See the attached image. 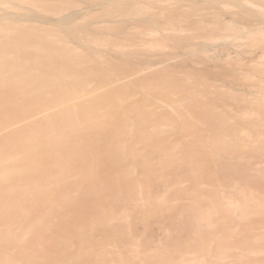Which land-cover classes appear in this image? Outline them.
Wrapping results in <instances>:
<instances>
[{
    "label": "bare ground",
    "instance_id": "6f19581e",
    "mask_svg": "<svg viewBox=\"0 0 264 264\" xmlns=\"http://www.w3.org/2000/svg\"><path fill=\"white\" fill-rule=\"evenodd\" d=\"M70 257L264 264V0H0V264Z\"/></svg>",
    "mask_w": 264,
    "mask_h": 264
},
{
    "label": "rangeland",
    "instance_id": "374dc122",
    "mask_svg": "<svg viewBox=\"0 0 264 264\" xmlns=\"http://www.w3.org/2000/svg\"><path fill=\"white\" fill-rule=\"evenodd\" d=\"M84 6H85V5H84ZM70 220H71V221H70ZM70 220H68V222H66L65 224H63V226H62V230H61V231H60L61 227H60L58 230H55V231H58V233H60V232L63 231V233H65V231L68 230V228L71 229L72 226L74 227V225H72V223H74V221H73L72 219H70ZM81 222H82V224H80ZM81 222L79 223V225H81V227L83 226V223H84V226L87 225V224L85 223V222H87L86 220H83V221H81ZM87 223H89V222H87ZM142 223H143V224H142ZM144 223H145V224H144ZM146 224H147V225H146ZM154 224H155V223H153L152 225H149L148 223L144 222L143 220H142V222H141V219H140V218L137 220V222L135 223V227H134V228L136 229V232L138 233V234H137V233L135 232V234H137V236H138V240H139V238H140V240H139L140 242H142V243H148V242H149L150 244H148V245H151V242H150V241L152 240L153 231H154V230H158V226H159L158 223L155 224V226L157 225L156 227L154 226ZM64 225H65V226L68 225V227H65ZM79 225H78V226H79ZM136 225H137V226H136ZM84 226H83V227H84ZM145 226H146V227H145ZM148 226H149V227H148ZM81 227H80V228H81ZM154 227L157 228V229H155ZM76 228H77V227H76ZM139 228H140V229H139ZM65 229H66V230H65ZM138 229H139V231H138ZM64 230H65V231H64ZM147 230H148V231H147ZM53 231H54V230H53ZM53 231H50V232L53 233ZM100 231H101V233H100ZM50 232H48V233L50 234V235H49V234H48V235L52 237V234H51ZM77 232H78V236H79L80 232H79V231H77ZM98 232L100 233V236H105V233H104V235H102L103 232H104L103 230H99V231H97V233H98ZM115 232H116V231H115ZM58 233L56 234V236H55V232H54L53 234H54L55 237H58V236H59ZM75 233H76V232H74V234H73V233H70V234L68 235V231H66V234H67L68 236H67L66 234H63V235L66 236V237H70V238H71V237H73V236H71L72 234H73L74 236L77 234V233H76V234H75ZM97 233L95 234L96 236H97ZM99 233H98V235H99ZM145 233H146V234H145ZM148 233H149V234H148ZM81 234H82V233H81ZM81 234H80V235H81ZM135 234H134V235H135ZM142 234H143V235H142ZM57 235H58V236H57ZM54 236H53V237H54ZM78 236H77V235L75 236V238L78 239V240L75 239L77 242H78L79 239H80ZM140 236H141V237H140ZM145 236L147 237V239H146ZM53 237H52V239H56V238H53ZM80 237H82V236H80ZM47 238H48V236H47ZM49 238H50V237H49ZM73 238H74V237H73ZM150 238H151V240H150ZM114 239H116V242H118V243H119V241H121V240H120L121 238H120L119 236H117V237L114 238ZM71 240L73 241V239H71ZM75 240L73 241V244H72V242H71V245H72V246H70V244H69L68 247L70 246V247L72 248V247L75 245L76 248H75V246H74V248H75L76 250H77V248H78L79 250H81L82 248H83V249L85 248V247H83L84 245L82 244V243H83V241H82L83 239H82V238H81V240H80V241H82V242L79 241V243H81V244L77 243V244H79L78 247H77V244H76V241H75ZM142 240H143V241H142ZM102 241H105V240L103 239ZM84 243H85V242H84ZM118 243H117V244H118ZM80 245H82V246H80ZM145 245H146V244H145ZM79 246H80V247H79ZM151 246H152V245H151ZM70 247L67 248L68 251H69V250H71L70 252L74 251V249H73V248L71 249ZM87 248H88V246H87ZM46 249H47V248H46ZM48 249H49V248H48ZM76 250H75L74 252H72V253H76V252H77ZM79 250H78V251H79ZM113 250H115V251L118 250V251H119L118 248H113ZM45 251H46V250H45ZM50 251H51V250H50ZM50 251H49V252L46 251V252H47V253H50ZM54 254H55V253H54ZM50 255H53V254H50ZM118 255H119V254H118ZM12 256L14 257V255H12ZM116 258L118 259V257H116ZM63 259H65V258H63ZM63 259L61 260L60 264H61V263H62V264H65V262H68V261H69V260L67 261V259H65L64 262H63ZM71 259H72V261H71ZM80 261H81V259L78 260V258H77V259H76V258L74 259V258H71V257H70V261H69L70 263L68 262V264H74V263L76 264V262H77V264H79ZM45 262H47V263H45V264H55V263H53V262L49 263L48 260L45 261ZM73 262H74V263H73ZM66 264H67V263H66ZM80 264H81V263H80Z\"/></svg>",
    "mask_w": 264,
    "mask_h": 264
}]
</instances>
